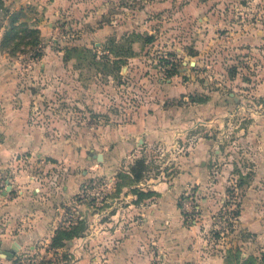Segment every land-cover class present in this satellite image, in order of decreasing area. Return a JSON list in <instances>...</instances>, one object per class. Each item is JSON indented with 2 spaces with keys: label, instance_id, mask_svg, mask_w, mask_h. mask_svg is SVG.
Segmentation results:
<instances>
[{
  "label": "rangeland",
  "instance_id": "obj_1",
  "mask_svg": "<svg viewBox=\"0 0 264 264\" xmlns=\"http://www.w3.org/2000/svg\"><path fill=\"white\" fill-rule=\"evenodd\" d=\"M5 92L1 114L90 162L58 223L80 236L0 264H264V0H0Z\"/></svg>",
  "mask_w": 264,
  "mask_h": 264
},
{
  "label": "crops",
  "instance_id": "obj_2",
  "mask_svg": "<svg viewBox=\"0 0 264 264\" xmlns=\"http://www.w3.org/2000/svg\"><path fill=\"white\" fill-rule=\"evenodd\" d=\"M3 95L0 100L4 102L23 97V93L5 92ZM145 118L146 121L140 120L133 127L151 130V118ZM49 141L40 132H27L24 111L6 109L0 113V181L5 182V189L0 194V248L3 251H8L15 242L23 249L35 251L40 245H49L54 232L62 225L59 223L62 208L77 195L74 167L90 160H62L51 154ZM29 151L34 154V160H16ZM43 156L52 160H43ZM59 174H62L61 189L51 190L50 184L48 187L41 185L43 175L44 180L50 181ZM8 187L10 191L4 193ZM242 214L243 204L239 225Z\"/></svg>",
  "mask_w": 264,
  "mask_h": 264
},
{
  "label": "trees",
  "instance_id": "obj_3",
  "mask_svg": "<svg viewBox=\"0 0 264 264\" xmlns=\"http://www.w3.org/2000/svg\"><path fill=\"white\" fill-rule=\"evenodd\" d=\"M154 39H155L154 36H148V37H146L145 40L147 43H152L154 41ZM144 167H145L144 160H137L135 162L134 166L131 168L132 176L137 180H141L143 178V175H144ZM243 183L244 182L240 183L241 187L243 186L242 185ZM240 215H241V205H240V203H238V204H236V208L234 210H232V216L235 217L236 221H238ZM183 216L186 218L187 213H183ZM230 221L231 220H228L229 223H232ZM83 231H84L83 222H81V221L78 222L77 226H72V227L71 226H69V227L60 226V227H58L56 229V231L54 232V235L51 239L50 244L48 245V247L46 249V252L48 254L49 253L52 254V256L59 257L58 250L63 249L65 247L66 242H70V241L78 238L80 236L81 232H83ZM70 257L71 256L69 254L68 255L66 254V255H63L61 260L68 262ZM59 262H62V261H59Z\"/></svg>",
  "mask_w": 264,
  "mask_h": 264
},
{
  "label": "water",
  "instance_id": "obj_4",
  "mask_svg": "<svg viewBox=\"0 0 264 264\" xmlns=\"http://www.w3.org/2000/svg\"><path fill=\"white\" fill-rule=\"evenodd\" d=\"M99 159L101 160V155H99ZM9 256H13V253H8Z\"/></svg>",
  "mask_w": 264,
  "mask_h": 264
},
{
  "label": "built area",
  "instance_id": "obj_5",
  "mask_svg": "<svg viewBox=\"0 0 264 264\" xmlns=\"http://www.w3.org/2000/svg\"><path fill=\"white\" fill-rule=\"evenodd\" d=\"M22 264H28V263H26V262H24V260H22Z\"/></svg>",
  "mask_w": 264,
  "mask_h": 264
}]
</instances>
